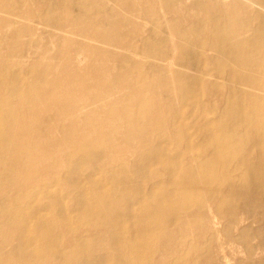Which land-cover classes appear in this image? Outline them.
<instances>
[{
	"label": "bare ground",
	"instance_id": "1",
	"mask_svg": "<svg viewBox=\"0 0 264 264\" xmlns=\"http://www.w3.org/2000/svg\"><path fill=\"white\" fill-rule=\"evenodd\" d=\"M20 1L13 8L15 11L23 4V0ZM98 1L68 0L70 7L84 10L81 21L88 24L93 22L99 12L106 15L111 9L116 10L115 15L109 14L93 28L94 32L99 29L101 33L98 34L100 43L106 44V41L116 36L108 31L112 26L129 25L133 29L125 35L134 34L135 37L143 38L141 47L146 52V58L152 60L167 55L173 57L174 62L166 63L164 69L151 66L149 76L153 84L145 89L153 96L159 91H179L181 99L179 98L176 108L171 109L172 104L168 99L155 106L138 99L137 107L131 109L128 104L130 98L125 95L109 101L106 106L110 116L120 111L121 117L131 127L127 128L131 130V134L139 135L144 148H151L149 155L143 158V161H147L145 168L140 167V171L146 177L155 179V167L163 168L167 182L164 188L161 184L160 187L148 189L134 183L124 170H114V167H106V177L102 175L103 172L96 163L106 158L104 150L109 146V149L112 148L111 139L104 135L97 137L96 142L83 145L79 150L80 154L93 151L96 163L93 165L92 175L87 176L82 167L69 169L62 176L64 185H68L66 189H69V197L61 196L60 192L59 195L52 196L50 188H41L37 189L39 191L35 190L37 193L30 197L31 206L19 208L16 197L13 196L14 189H8V186L17 178L19 166L29 165L34 151L25 148L27 146L22 134L16 130L18 119L9 111L7 100L18 98L26 101L24 98L29 95L24 94L22 89L31 90L34 86L41 85L46 77L23 76L19 70L13 69L7 94L0 100V160L4 159L0 162V183L6 184L0 186V218L5 220L0 225L3 236L0 264H47L50 257L57 259L59 264H156L155 257L159 252L156 245L159 239L171 249L169 234L187 230L189 224L178 225L179 220L189 212L198 213L205 209L212 213L210 221L213 230L218 228V218L229 217L234 221V228L240 231L238 237L229 239V242L244 244L247 241L246 221H240L238 225L237 219L246 217L252 209L239 206L238 200L248 192L241 191L232 182H229L227 188L224 177L228 164L231 163V170L245 169L242 181L255 182L264 187V143H258L252 137L254 133L264 135V0H215L223 13L219 12V17L203 13L204 20L198 26L182 20H169L167 14L155 21L148 20L140 10L131 12L118 4L109 5V2L122 0H102L105 4L97 3ZM201 1L203 0L191 1L188 9L195 10L196 3L200 4ZM158 3L164 11L180 7L179 2L159 0ZM127 14L131 17L129 21L125 17ZM40 17L44 18L43 15ZM162 21L168 25L167 28L158 26ZM147 24L151 25V30L145 37ZM225 29L232 31L224 33ZM25 30V27L19 26L16 34H23ZM244 33L249 36L244 37ZM225 34L228 36H224ZM188 37L195 38L197 42L191 45ZM19 45L18 43L16 46ZM97 49L103 56L111 58L114 55L106 53L102 47ZM17 52V47L11 50L10 64L20 65L21 62H17L19 59L14 57ZM209 54L215 57V62L219 65L211 71L225 72V83L233 89L228 95L224 94L225 102L240 109H223L214 124L208 122L205 125L191 126V119L201 110L198 109L199 105H192L189 100L193 96L202 95L189 88L190 81L201 83L206 77L213 90L216 82L209 71L206 75L199 74V77L196 73L192 78L186 71L195 70L194 60L203 64L199 72L206 71L204 60ZM124 55V58H120V66L127 67V70L136 69L137 65L129 58V53L125 52ZM77 61L83 62L84 58L80 57ZM175 66L176 71L173 70ZM165 72L172 74L167 78ZM5 74L6 70L0 69V82L5 80ZM100 88L104 90V94L115 91L113 85H100ZM102 101L100 99L95 105L98 106ZM243 106L252 114L245 126H241L238 118V112L244 111ZM142 130L144 133L148 132L149 137L161 136L167 131L178 135L186 148L183 156L189 161L186 159L185 162H177V158L172 160L173 166L169 165L164 155L166 151L169 152L170 147L166 143L156 146L155 142L143 137ZM220 136L223 137L219 138ZM91 147L97 148L92 150ZM253 150L258 155L251 157ZM217 179L226 185L225 191L220 192ZM114 184L118 186H113ZM107 186H111V189L106 188ZM54 187L56 186L51 188ZM211 196L215 198L212 199ZM252 197L253 195L247 197L245 201H250ZM65 200L71 205V209H66L63 203ZM39 211L50 216V220L39 217ZM54 230L60 231L53 233ZM92 236L95 238L94 242L88 241L87 238ZM143 238L146 239L145 243L141 241ZM192 248L207 255L212 254L209 244ZM260 253L264 254V250L256 248L254 251V247L249 246L246 254L257 258ZM176 260L177 264H191L188 255Z\"/></svg>",
	"mask_w": 264,
	"mask_h": 264
},
{
	"label": "rangeland",
	"instance_id": "2",
	"mask_svg": "<svg viewBox=\"0 0 264 264\" xmlns=\"http://www.w3.org/2000/svg\"><path fill=\"white\" fill-rule=\"evenodd\" d=\"M18 1L21 3L20 0H0V69L6 70L5 80L0 82V100L7 94L11 79L10 73L13 69L19 70L23 76L29 75L32 78L44 75L46 81L34 86L31 90L22 89L24 94L29 95L28 98H24L26 101L18 98L7 100L9 111L18 119L16 130L22 134L27 146L25 148L34 151L29 159V165L19 166L17 178L13 184L8 186V189H14L13 196L16 197L17 206L19 208L31 206L30 197L37 193L35 190L41 188H50L49 193L52 196L61 193V196L69 197V189H66L68 185H64L62 176L66 175L69 169L82 167L87 176L92 175L93 165L96 163L93 151L80 154L79 150L83 145L96 142L97 137L104 135L111 139L112 148L109 149V146L106 150L103 149L106 158L96 163L102 170V175H105L106 167H114V170H124L131 180L141 187L149 189L154 186L160 187L163 184L162 188H164L167 181L163 168L155 167L157 174L155 179L146 177L140 171V167L145 168L147 161H143V158L149 155L151 148H144L139 135L131 134L129 130L131 127L121 117L120 111L110 116L106 106L109 101L117 100L125 95L130 98L128 104L131 109L137 107L136 100L138 99L145 100L147 104L154 106L168 99L172 104L171 109L176 108L181 96L179 91L177 93L173 90L162 93L159 91L153 96L145 89L153 84L149 76L151 66L164 69L166 63L172 61L173 57L167 55L160 59L146 58V52L141 47L143 38L135 37L134 34L125 35L133 29V27L129 28V25L112 26L108 31L116 36L106 41V44L100 43L98 34L101 33L99 29L94 32L93 28H96V23L109 14L115 15V9H111V12L106 15L99 12L92 20L93 22L88 24L86 21H81V14L84 10L70 7L68 0H23V4L19 5L21 6L19 10L15 11L13 8L17 7ZM158 1L122 0L109 2V5L118 4L119 7L131 12L140 10L144 12L143 16L148 20L155 21L163 14H167L169 20H182V22L196 26L204 20L203 13H212L217 17L223 13L215 0H203L200 4L196 3L195 10L188 9L191 1L195 0H168L169 3L179 2L180 7L178 9L169 8L167 11L160 8ZM101 2L105 4L102 0L97 3ZM120 9L119 13H121ZM41 15L44 18L40 17ZM125 17L127 21L131 19L128 14ZM255 22L257 24V21ZM143 23L146 24L145 21ZM19 26L26 28L23 34H16ZM158 26L163 29L168 27L164 21ZM149 30H151V25L147 24L145 37ZM231 31L223 30L224 33ZM243 35L244 37L249 36L246 33ZM202 37L205 36L202 35ZM188 38L191 45L197 42L193 37ZM18 43L20 45L16 46ZM14 47H17L18 51L14 57L19 59L17 62H21L20 65L10 64L12 61L10 52ZM97 47H102L106 53L114 55L111 58L107 55L103 56L98 53ZM125 52L129 53V58L137 65L136 69L127 70V67L120 66V58L125 57ZM80 57L84 58V61L78 63L77 59ZM207 57L204 60L207 72L205 70L199 72L203 64L198 60H194V71H186L191 78L196 73L199 77V74L206 75L209 71L216 82V88L213 90L206 77L201 83L196 80L190 81L189 88L202 95L198 97L195 94L197 97L193 96L189 100L190 104L199 105L198 109L201 110L194 119H191V126L192 124L205 125L208 122L214 124L219 112L223 109H240L225 102L224 94L228 95L233 89L230 85H226L225 72L211 71L219 67L215 62V57L212 54ZM176 69L177 66L173 70L176 71ZM171 74V72L164 73L167 78ZM52 82L57 84L52 85ZM100 85H113L115 91L104 94ZM20 87L22 88L23 85L21 84ZM100 99L103 101L96 106L95 103ZM242 108L244 109V106ZM251 117L252 114L248 110L238 112L241 126L248 124ZM42 128L44 131H41ZM6 130L11 132L9 128ZM27 133L30 134L27 135ZM147 133L142 130L143 137L155 142L156 146L166 143L170 147L169 152L166 151L164 155L169 165L173 166L172 160L177 158H179L177 162L181 160L185 162L186 159L187 162L189 161L183 156L186 148L178 135L167 131L161 136L149 137ZM252 137L258 143H264L262 133H254ZM95 148L97 147H91L92 150ZM252 155L257 156L258 154L253 150L251 157ZM231 166V163L228 164L224 177L227 188H229V182H232L241 191H247L248 193L238 200V205L252 209L249 215L237 219L238 225L240 221H246L247 241L244 244L241 242L230 244L231 239L238 237L240 229L234 228V221L229 217L227 219L218 218V228L213 230L212 221H210L212 213L208 209L198 213L189 212L177 223L178 225L189 223L187 230L175 231L168 236L171 249L159 239L156 245L159 250L155 257L156 264H161L163 261L177 264L176 259L186 255L189 256L191 264H264L263 252L257 258L246 254L249 246L254 247V251L256 248L264 250V187L255 182L242 181L245 169L231 170L229 169ZM217 182L220 192L225 191L226 185L223 181L217 179ZM4 185L6 184L0 183V186ZM52 186L56 187L51 188ZM106 188L111 189V186ZM173 191L174 189L172 193ZM251 195H253L252 199L246 202V198ZM211 198L215 197L211 196ZM63 203L67 210L71 209L67 200ZM38 216L50 220V216L44 212L39 211ZM3 221L5 220L0 218V225ZM59 231L54 230L53 233H59ZM2 239L3 236L0 233V244H2ZM87 240L94 242L95 238L92 236ZM145 240L143 238L141 241L145 243ZM205 244L211 245V255L192 248ZM47 264H59V262L54 257H50Z\"/></svg>",
	"mask_w": 264,
	"mask_h": 264
}]
</instances>
